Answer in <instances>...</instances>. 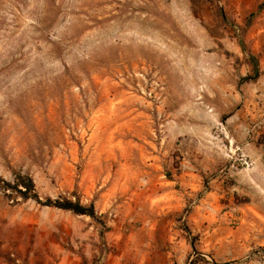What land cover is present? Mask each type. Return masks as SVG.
Listing matches in <instances>:
<instances>
[{
  "label": "rangeland",
  "instance_id": "1",
  "mask_svg": "<svg viewBox=\"0 0 264 264\" xmlns=\"http://www.w3.org/2000/svg\"><path fill=\"white\" fill-rule=\"evenodd\" d=\"M0 264H264V0H0Z\"/></svg>",
  "mask_w": 264,
  "mask_h": 264
},
{
  "label": "trees",
  "instance_id": "2",
  "mask_svg": "<svg viewBox=\"0 0 264 264\" xmlns=\"http://www.w3.org/2000/svg\"><path fill=\"white\" fill-rule=\"evenodd\" d=\"M258 72L259 69L256 68L257 75ZM4 185V189L8 197H20L23 201L34 200L36 203L43 206L69 210L78 215H88L93 219H97L95 207L93 204L85 206L80 202V200L71 201L69 199L54 200L52 198H48L43 201L37 193L33 179L28 176L17 174L13 182L4 181Z\"/></svg>",
  "mask_w": 264,
  "mask_h": 264
}]
</instances>
